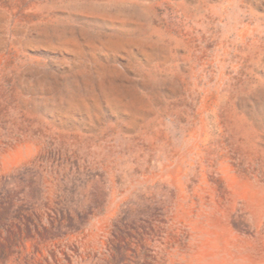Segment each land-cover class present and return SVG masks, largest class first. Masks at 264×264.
<instances>
[{"label":"rangeland","instance_id":"374dc122","mask_svg":"<svg viewBox=\"0 0 264 264\" xmlns=\"http://www.w3.org/2000/svg\"><path fill=\"white\" fill-rule=\"evenodd\" d=\"M0 264H264V0H0Z\"/></svg>","mask_w":264,"mask_h":264}]
</instances>
